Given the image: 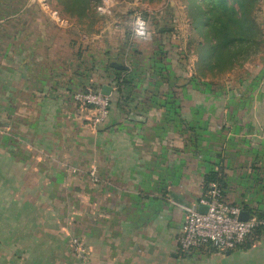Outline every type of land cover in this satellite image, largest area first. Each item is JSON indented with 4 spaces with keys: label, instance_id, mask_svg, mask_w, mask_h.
Listing matches in <instances>:
<instances>
[{
    "label": "crops",
    "instance_id": "0c3cea01",
    "mask_svg": "<svg viewBox=\"0 0 264 264\" xmlns=\"http://www.w3.org/2000/svg\"><path fill=\"white\" fill-rule=\"evenodd\" d=\"M39 5L0 0V264H264V234L227 252L178 245L184 207L198 205L210 172L224 200L264 211V67L256 91L248 78L245 93L233 90L237 106L205 112L202 136L200 111L143 108L141 89L119 95L113 68L124 67L111 61L84 80L109 87V114L92 126L93 109L72 95L82 80L41 59L59 19Z\"/></svg>",
    "mask_w": 264,
    "mask_h": 264
},
{
    "label": "rangeland",
    "instance_id": "374dc122",
    "mask_svg": "<svg viewBox=\"0 0 264 264\" xmlns=\"http://www.w3.org/2000/svg\"><path fill=\"white\" fill-rule=\"evenodd\" d=\"M39 4V13L59 19L46 48L44 44L41 46V59L66 62L63 63L68 69L66 74L82 80L78 91L95 88L90 83L84 84L85 78L88 76L89 82L94 77L100 78L101 74L112 71L111 61L118 65L116 61H119L124 67L122 86L117 90L119 95H130L136 92L135 89H141L143 108L200 111L198 117H201L195 118L194 124L201 127L199 133L203 136L209 120L205 112L237 106L239 95L246 92L247 86H243L246 78L253 80L254 91L260 85L257 73L264 67V47L242 67L214 78H197L194 44L200 37L189 23L185 0H101L95 6L93 16L83 21L62 14L54 0H39ZM260 8L258 19L264 31V0H260ZM38 11L26 7L21 12ZM137 17L145 23L143 35L134 33ZM91 19L93 22L89 24ZM188 40H191L190 44ZM49 47H55L54 52L49 53ZM176 72L180 75L179 80L175 78ZM234 89H239V95ZM230 91L235 101L225 102L230 98ZM225 95L227 98H223ZM128 105L122 97V108L127 109ZM192 124L185 120L186 126Z\"/></svg>",
    "mask_w": 264,
    "mask_h": 264
},
{
    "label": "trees",
    "instance_id": "16d2710c",
    "mask_svg": "<svg viewBox=\"0 0 264 264\" xmlns=\"http://www.w3.org/2000/svg\"><path fill=\"white\" fill-rule=\"evenodd\" d=\"M54 1L62 14L78 21L93 16L95 6L101 2V0ZM185 2L189 23L200 37L194 44L197 78L221 76L242 67L249 58L262 51L264 31L258 19L261 12L260 0H185ZM92 22L93 19L89 24ZM191 40H188V44ZM165 48L163 45V49ZM166 54L169 55L170 52ZM113 71L119 91L123 82L122 70L113 68ZM175 78L180 79L179 73H175ZM211 182H216L220 186V179L214 172L205 175L203 190ZM252 216L262 223L253 229L238 247L248 248L264 234V211L256 212Z\"/></svg>",
    "mask_w": 264,
    "mask_h": 264
},
{
    "label": "built area",
    "instance_id": "2783aa9c",
    "mask_svg": "<svg viewBox=\"0 0 264 264\" xmlns=\"http://www.w3.org/2000/svg\"><path fill=\"white\" fill-rule=\"evenodd\" d=\"M144 25V21L137 17L135 35L144 34ZM73 99L93 109L92 126H98L106 120L109 114L110 94L86 88L74 93ZM89 176L94 182L98 180L93 170L89 172ZM198 204L207 207L204 213L184 207L185 217L178 236V245L183 251L190 252L205 246L216 252L233 250L262 223L255 216H249L244 221L239 220L241 208L224 200L222 189L216 182H211L202 191ZM71 246L78 257L82 258L85 255V248L79 239H72Z\"/></svg>",
    "mask_w": 264,
    "mask_h": 264
},
{
    "label": "water",
    "instance_id": "95a60500",
    "mask_svg": "<svg viewBox=\"0 0 264 264\" xmlns=\"http://www.w3.org/2000/svg\"><path fill=\"white\" fill-rule=\"evenodd\" d=\"M113 66H116V67H120V65L118 64H114L113 63ZM101 93H104V94H109V87H105L103 86L100 90ZM3 125L2 121H0V126ZM192 209L197 211V212H200V213H204L207 209V207L205 205H202V204H198V205H193L192 206ZM249 217V214L247 211H243L241 210L240 213H239V220H247Z\"/></svg>",
    "mask_w": 264,
    "mask_h": 264
}]
</instances>
